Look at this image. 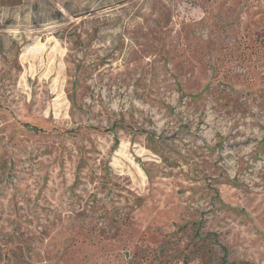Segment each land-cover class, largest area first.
<instances>
[{
    "label": "rangeland",
    "instance_id": "374dc122",
    "mask_svg": "<svg viewBox=\"0 0 264 264\" xmlns=\"http://www.w3.org/2000/svg\"><path fill=\"white\" fill-rule=\"evenodd\" d=\"M0 264H264V0H0Z\"/></svg>",
    "mask_w": 264,
    "mask_h": 264
},
{
    "label": "trees",
    "instance_id": "16d2710c",
    "mask_svg": "<svg viewBox=\"0 0 264 264\" xmlns=\"http://www.w3.org/2000/svg\"><path fill=\"white\" fill-rule=\"evenodd\" d=\"M224 250H225L224 258H226L228 254V250L226 248H224Z\"/></svg>",
    "mask_w": 264,
    "mask_h": 264
}]
</instances>
